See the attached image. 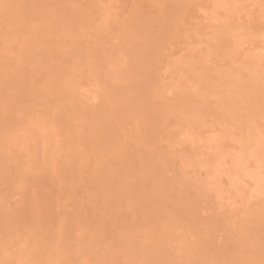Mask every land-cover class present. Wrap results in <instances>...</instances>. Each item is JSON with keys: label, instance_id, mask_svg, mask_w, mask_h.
Returning a JSON list of instances; mask_svg holds the SVG:
<instances>
[{"label": "rangeland", "instance_id": "rangeland-1", "mask_svg": "<svg viewBox=\"0 0 264 264\" xmlns=\"http://www.w3.org/2000/svg\"><path fill=\"white\" fill-rule=\"evenodd\" d=\"M0 264H264V0H0Z\"/></svg>", "mask_w": 264, "mask_h": 264}, {"label": "bare ground", "instance_id": "bare-ground-1", "mask_svg": "<svg viewBox=\"0 0 264 264\" xmlns=\"http://www.w3.org/2000/svg\"><path fill=\"white\" fill-rule=\"evenodd\" d=\"M33 44V43H32ZM120 180V179H119ZM119 183V182H118ZM109 184V183H108ZM124 186V185H123ZM110 187V186H109Z\"/></svg>", "mask_w": 264, "mask_h": 264}]
</instances>
